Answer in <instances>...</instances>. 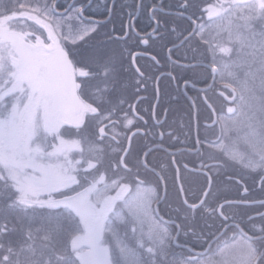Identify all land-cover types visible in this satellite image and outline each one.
<instances>
[{"label":"snow or ice","instance_id":"snow-or-ice-1","mask_svg":"<svg viewBox=\"0 0 264 264\" xmlns=\"http://www.w3.org/2000/svg\"><path fill=\"white\" fill-rule=\"evenodd\" d=\"M158 5L148 8L154 35L163 0ZM142 8L143 0H136L129 28ZM84 11L75 4L61 10L58 0H0V264H264V211H257L260 226L247 212L264 209V199L249 198L242 185L256 173L264 192V0H179L176 6L190 27L170 41L168 59L174 48H188L193 55L181 67L193 73L208 68L209 88L222 85L214 90L231 105L217 112L205 90L219 135L206 141L210 151L200 163L206 186L195 201L183 199V220L193 213L218 220L210 241L228 231L240 236L217 243L215 255L181 261L170 250L182 225L169 231L154 216L164 167L152 165L154 149L132 147L133 137L148 135V121L124 98L119 57L104 51L77 56L67 47L97 31V23L85 25ZM120 38L127 40L128 32ZM164 134L154 135L162 141ZM229 161L246 170L234 181L242 185L240 198L212 186L213 174ZM244 217L252 235L241 227Z\"/></svg>","mask_w":264,"mask_h":264},{"label":"flooded vegetation","instance_id":"flooded-vegetation-1","mask_svg":"<svg viewBox=\"0 0 264 264\" xmlns=\"http://www.w3.org/2000/svg\"><path fill=\"white\" fill-rule=\"evenodd\" d=\"M215 2L216 0H201L202 5ZM135 3L136 0H58V6L61 10L72 4L77 6L83 5L85 9L83 13L85 25L87 26L91 23L98 24L97 31L92 33L89 37H94L95 34L100 32L99 34H103L105 37V44H108L109 42L114 44L117 42L120 47V54L127 64V69L129 72L131 70L134 71L133 76L135 84H137L138 80L142 81V79H144L145 84H150V86L154 88L156 101L152 109L151 118H149L146 113L139 114L143 115L145 120L148 121L147 125H144V128L148 130V133H151L150 127L157 128L158 133H165L162 141L160 137L157 139L156 135L152 133L150 146L148 147L154 149L149 157L152 165L157 168L163 166V175L169 177V184H166V178L159 182V187L162 189L163 194L165 192V197L163 200L161 199L158 204L153 205V207L157 209V211L154 212V216L158 218V221H162V225L168 228L169 231H175L176 224H181L179 220L182 217L183 211L178 208L180 209L179 213H177V211L173 212L175 215L178 214L181 217H171L169 215L170 212L172 213V204L170 202L167 203L165 199L168 194L174 191V189H172L174 185L171 184L173 173L170 170L169 163H172V167H174L175 160L177 162L176 165L179 167L180 174H182L185 179H187V176L192 179L197 177L206 182L204 174L205 170L200 169V163L207 157V153L210 151L207 147L206 141L217 138L219 135V127L214 125L216 116L207 109L202 97L207 89V95L211 97L217 112H220L221 110L226 112V107L231 105L219 97L214 90L222 88V85L217 84L214 86V89L209 88L212 81L210 70L208 68L200 67L197 69L196 73H193L188 71L185 67H181V65H186L193 55V52L188 48L181 49L180 51H176L174 48L173 51L176 54L171 57V60L168 59L169 53L167 48L172 47L170 41L175 40L180 31L187 30L190 27V22L186 18L179 17L176 14V6L179 3V0H163L162 10L156 17L161 21L159 26L160 30L155 35L153 34V28L156 27V24L154 23L152 14L149 12L148 8L150 5L154 4L159 6L158 0H143V8L135 13V16L132 19V26L129 28L128 12L135 9ZM109 9H111V16H109ZM186 15H190V13ZM172 27L177 29L176 33L171 32ZM125 31L128 32L127 40L120 38L121 34ZM143 39H148V44L142 43ZM133 56H135L134 62L132 60ZM153 56L159 61L158 64L153 61ZM185 56H187V59H185ZM177 58H179V63L174 66L172 61L177 60ZM198 62L204 63L202 57ZM137 67L145 73L143 78H141L135 71ZM169 73H171L175 79H172L169 76ZM129 74L132 75L131 72ZM185 77H189L187 88L184 83ZM205 80L208 81L207 84L204 83ZM141 87L142 86L140 85V88ZM158 95L159 101L155 108ZM139 99H141V97ZM139 99L136 102H139ZM159 102H162L160 109L164 110L162 116L158 115ZM135 106H137V103H135ZM190 110H192V118L190 116ZM170 114H174L176 117H179V119L171 120ZM191 123L193 127V135H190L189 132L185 131V127H191ZM171 124L177 125L179 129L174 130ZM169 133L172 134L171 137L169 136ZM197 139L200 140V144H197L196 148L193 149L192 146L196 143ZM154 140L155 143H153ZM216 154L219 155L218 152ZM228 163L232 165V173L224 175L226 183L219 188L214 187L216 174H213V189H224L226 195L230 198H240L244 194L238 189L243 185L249 188L247 194L249 198L253 200L264 199V192L261 191L258 180L254 178L256 173L246 175L242 185H237L234 182L235 178H238L246 170L242 169L239 164H235L232 161H229ZM185 164L187 165V168L184 167ZM193 170L200 172H195ZM176 175L177 172L175 169V178ZM228 175H232L234 180L228 181ZM153 186H156L155 181ZM177 187L179 191L180 188L178 184ZM201 188H205V184L199 185L191 182V185H188L187 190L184 191V198H187L190 203L195 201L199 196H196L195 192L199 191ZM179 195L182 198V203L184 199L182 192L179 191ZM175 196L177 195L175 194ZM181 208L187 212L184 207L181 206ZM258 210L264 211L259 205H255L254 207L247 209V212L256 218V223L260 226L259 216L257 215ZM203 218L205 217L193 213L187 221L188 225L185 234L184 227L181 224L183 230L177 240L173 243L172 247L173 251L177 250L179 252L178 255L176 254V256L179 257L177 258V261L190 259L196 253H201V258H205L207 255H215V252L217 251L216 245L218 243L216 242V239H213L208 243L211 244V247L199 243V241L204 242L207 239L206 237L212 235L219 226V223L214 222L208 224L210 226L209 232L206 236V225L201 223ZM239 219L241 218H238V220ZM192 220L197 223H191ZM243 220L244 222L241 224V227L244 228V231L249 235H252V232L249 231V227L246 226L248 224L246 217H244ZM189 224H192V226H189ZM215 225L216 227H214ZM229 233H232L229 243H233L235 240L240 239L238 232L228 231L227 234ZM184 235L190 239H185ZM197 236H202L203 239H197ZM220 246H223V244H220ZM171 255L173 257V254Z\"/></svg>","mask_w":264,"mask_h":264},{"label":"trees","instance_id":"trees-1","mask_svg":"<svg viewBox=\"0 0 264 264\" xmlns=\"http://www.w3.org/2000/svg\"><path fill=\"white\" fill-rule=\"evenodd\" d=\"M100 33V32H99ZM95 34L94 37H87L86 40L87 42L85 41H79L77 44L73 45L71 43H68L67 44V47L69 49H72L73 52L77 55V56H80V55H89L93 52H96V51H104V52H109V53H114L116 54L119 59H120V65H121V78L124 82V87H125V93H124V98L128 101H134L135 103H137V106H136V110L137 112L139 113H146L148 115L149 118H151V114H152V109H153V106H154V103L156 101V95L154 93V88H152L150 86V84H145L144 82V79H142V83H141V88H140V91L137 92V84H135V81H134V71L131 70L130 72L132 73V75H130L129 73V70L127 69V64L125 63L124 59L122 58L121 54H120V47L118 45V43H112V42H109L108 44H105V37L103 34ZM113 44V45H112ZM141 97V99H139ZM139 99V102H136L137 100ZM162 101V100H161ZM160 105H162V102H159V105H158V115H163V112L164 110L160 109ZM190 116L192 118V110H190ZM170 117H171V120H177L179 119V117H176L174 114H170ZM182 119V118H181ZM172 125V128L174 130H178L179 127L175 124H171ZM150 130H151V133H148L147 136H140V137H133V140H132V147L133 149H139L140 147H145V150L148 149V147L150 146V138H151V134L152 133H158L157 132V128H154V127H150ZM185 131L186 132H189L190 135H193V127H192V123H191V127H185ZM233 135V133L231 134ZM157 139L159 138V136H157ZM150 157V156H149ZM176 162V161H175ZM177 164V162H176ZM170 165V170L171 172L173 173V176H172V182L171 184L174 185V187L172 189H174V191L170 194L167 195L165 201L168 203L170 202L172 204L171 208H172V213L168 212L169 215L171 217H174V216H179L181 217L180 215H175L173 212L176 211L178 208H180L183 213H182V217L180 218V222L181 224L183 225L184 227V234H185V230H187V222H184V220H182V218L185 216V215H188L187 212H185L181 206H182V203H181V197H179L180 199L177 198L176 195H179V191H178V187H177V184H176V178H175V169L174 167H172V163H169ZM232 165H230L228 163V166L225 168V171L220 173L219 175H215V182H214V187L216 188H219V187H222L224 186V184L226 183V178L224 175H226L227 173H232ZM237 172L239 173V171L237 170ZM164 177L166 178V184H169V177L164 175ZM187 179L184 178V176L181 174V181H182V184H183V188H184V191L187 190L188 188V185H191V182H193L194 184H199V185H203L205 184L206 186V182L205 181H202V179H199V178H194L192 179L191 177L187 176L186 177ZM201 190L202 188L195 192V195H200L201 193ZM224 193H225V190L223 189ZM161 197L163 195V191H161ZM226 194V193H225ZM180 196V195H179ZM169 203V205H170ZM205 217V216H204ZM219 223L218 220L216 221H213V220H209L207 219V217L203 218L202 219V222L204 225H206V229H205V234L207 236L208 232H209V226L208 224L210 223ZM191 223H197L196 221H191ZM189 226H192V224H189ZM216 227V225L214 226ZM185 237V235H184ZM232 237V233L230 234H226L221 240L219 241H216L218 242L219 244H225V243H229V239H231ZM207 239L202 242V241H199V243H202L204 245H208V243L210 242V240L208 239L209 237H206ZM185 239H190V238H187L185 237ZM186 241V240H185ZM171 254H173V258L177 260V258H179L178 256H176V254L178 255L179 252L177 250H170ZM181 256V255H180Z\"/></svg>","mask_w":264,"mask_h":264},{"label":"water","instance_id":"water-1","mask_svg":"<svg viewBox=\"0 0 264 264\" xmlns=\"http://www.w3.org/2000/svg\"><path fill=\"white\" fill-rule=\"evenodd\" d=\"M158 101H159V95H158L157 102H156V104H155V108H156V106H157V104H158ZM174 165L176 166V168H178L177 165H176L175 160H174ZM193 171H195V172H200V171H197V170H193ZM176 177H177V182H178V184H179V188H180L181 185H182V184H181V180H180V172L177 173ZM182 195H183V198H184V190H183V192H182ZM164 197H165V192H164V196L162 197V200L164 199Z\"/></svg>","mask_w":264,"mask_h":264},{"label":"rangeland","instance_id":"rangeland-1","mask_svg":"<svg viewBox=\"0 0 264 264\" xmlns=\"http://www.w3.org/2000/svg\"><path fill=\"white\" fill-rule=\"evenodd\" d=\"M230 135H231V134H230ZM235 135H236V134H235V133H233V135H231V136H235ZM241 150H243V146H241ZM158 190H159V192L161 193L162 189H161L160 187H159V189H158ZM178 193H179V192H178ZM161 194H162V193H161ZM179 197H180V196H179V195H177V198H178V199H180ZM162 226H163V227H165L164 225H162ZM229 240H230V239H229ZM229 240H227V241H229Z\"/></svg>","mask_w":264,"mask_h":264},{"label":"bare ground","instance_id":"bare-ground-1","mask_svg":"<svg viewBox=\"0 0 264 264\" xmlns=\"http://www.w3.org/2000/svg\"><path fill=\"white\" fill-rule=\"evenodd\" d=\"M174 167H175V169H177L176 166H174ZM177 167H178V166H177ZM178 169H179V167H178ZM176 172H177V171H176ZM179 172H180V170H179ZM180 175H181V174H180Z\"/></svg>","mask_w":264,"mask_h":264}]
</instances>
